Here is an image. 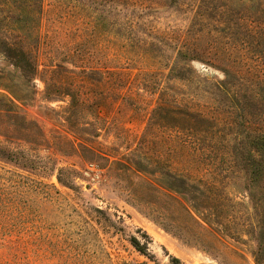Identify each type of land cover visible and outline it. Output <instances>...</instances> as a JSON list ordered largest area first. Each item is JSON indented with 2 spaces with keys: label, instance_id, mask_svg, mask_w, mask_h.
I'll list each match as a JSON object with an SVG mask.
<instances>
[{
  "label": "rangeland",
  "instance_id": "rangeland-1",
  "mask_svg": "<svg viewBox=\"0 0 264 264\" xmlns=\"http://www.w3.org/2000/svg\"><path fill=\"white\" fill-rule=\"evenodd\" d=\"M260 124L264 0H0V264H258L233 151Z\"/></svg>",
  "mask_w": 264,
  "mask_h": 264
},
{
  "label": "trees",
  "instance_id": "trees-1",
  "mask_svg": "<svg viewBox=\"0 0 264 264\" xmlns=\"http://www.w3.org/2000/svg\"><path fill=\"white\" fill-rule=\"evenodd\" d=\"M12 65L19 69L23 74L28 75L29 78H34L37 75V67L32 62L31 57L25 51L9 48L6 52ZM244 54L241 51H237L235 47H230L225 50V59L228 61L230 58L238 57L240 62L243 60ZM241 67V66H239ZM243 67V66H242ZM241 67V68H242ZM224 78L232 77L231 72L222 71ZM234 77V76H233ZM66 96H74L68 94ZM9 103V102H8ZM182 121L181 123H183ZM185 125V126H184ZM182 126V131L190 132L192 128L186 127L187 124ZM185 127V128H184ZM181 130V128H179ZM247 145L242 149H234L233 155L237 160V166L240 171L245 174L246 178V190L253 203V207L259 212V224H261L258 233L264 230V124H260L254 130H246ZM181 188L178 192L189 195L191 201L190 210L184 208L181 209L188 216V220L197 226V222L193 219L190 211L198 216L203 222L209 224L214 222V219L220 217V211L215 212L212 206L216 203L214 198L209 196L201 190V188L195 186L191 179L180 178ZM161 225L174 234L180 236L179 231L182 232L183 228H177L176 226L161 223ZM184 238V236L182 237ZM141 239L131 237L129 239L130 244L141 254H144L147 250L149 243V237L142 233ZM263 254L261 259H256L258 264H264V243L260 244L256 255ZM169 264H183L179 259L175 257H169Z\"/></svg>",
  "mask_w": 264,
  "mask_h": 264
}]
</instances>
